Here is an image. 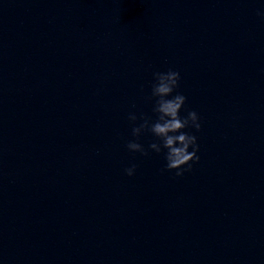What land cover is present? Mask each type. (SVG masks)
I'll return each mask as SVG.
<instances>
[{
	"label": "water",
	"instance_id": "1",
	"mask_svg": "<svg viewBox=\"0 0 264 264\" xmlns=\"http://www.w3.org/2000/svg\"><path fill=\"white\" fill-rule=\"evenodd\" d=\"M259 7L0 0V264H264ZM169 68L202 122L182 176L127 148Z\"/></svg>",
	"mask_w": 264,
	"mask_h": 264
},
{
	"label": "clouds",
	"instance_id": "2",
	"mask_svg": "<svg viewBox=\"0 0 264 264\" xmlns=\"http://www.w3.org/2000/svg\"><path fill=\"white\" fill-rule=\"evenodd\" d=\"M261 7L257 8V15L264 17V0H259ZM154 81L151 85V95L153 100V112L157 113V118L153 121L143 114L138 115L132 111L128 113V119L132 122L140 120L132 127L134 140L127 142V148L133 152H140L148 155L149 149L156 153H163L165 158V169H175L176 176H182L192 169L193 162H198L200 156V144L194 132L186 129L199 131L202 128L199 113L190 109L187 115H181L187 96L177 91L180 86L181 74L179 71L169 68L167 71H157L154 74ZM144 131H150L158 140L151 142L148 148L139 142V138ZM137 165L132 163L125 168L128 176L136 173Z\"/></svg>",
	"mask_w": 264,
	"mask_h": 264
}]
</instances>
